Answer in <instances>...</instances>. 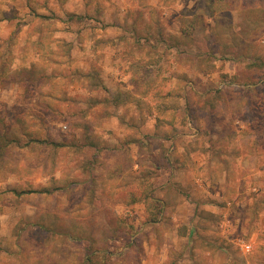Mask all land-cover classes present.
Here are the masks:
<instances>
[{
  "label": "rangeland",
  "instance_id": "rangeland-1",
  "mask_svg": "<svg viewBox=\"0 0 264 264\" xmlns=\"http://www.w3.org/2000/svg\"><path fill=\"white\" fill-rule=\"evenodd\" d=\"M132 16L136 33L178 42L180 122L187 107L203 132L215 133L207 143L227 170L219 173L228 184L223 196H198L229 199L230 227L211 219L186 239L189 225L171 219L176 209L188 213L178 208V185L155 192L158 184H138L131 172L119 176L96 163L107 97L82 42L115 22L123 36L136 37ZM77 21L86 30L72 25ZM2 31L0 264H264V0H0ZM24 32L32 43L19 42ZM6 35L15 44L2 41ZM211 172L201 176L218 182ZM255 231L250 252L233 243ZM218 248L222 256L214 257Z\"/></svg>",
  "mask_w": 264,
  "mask_h": 264
},
{
  "label": "crops",
  "instance_id": "crops-1",
  "mask_svg": "<svg viewBox=\"0 0 264 264\" xmlns=\"http://www.w3.org/2000/svg\"><path fill=\"white\" fill-rule=\"evenodd\" d=\"M48 7L46 4V9ZM118 7L120 13H124L127 6L120 4ZM52 11H54L53 8ZM46 13L50 12L46 11ZM78 21L72 25L77 26ZM129 21V31L131 34L136 33L139 26H136L135 17H130ZM92 22L91 25H94ZM11 24L12 27L17 25L16 22ZM84 25V22L79 24L77 29L80 31L82 28L81 32H83L86 30V27L83 28ZM122 26L123 24L115 22L107 26L105 29L107 32L100 28L96 29L95 33H97L90 40L79 36L84 41L82 43L89 49V52L87 50L85 52L90 55V61L97 62V74L101 78L98 88H101L102 85L107 97L106 100L103 99L102 103L105 104L108 119L102 127L97 128L99 132L107 131L102 136H96L101 141V144H96L94 149L96 163L107 165L108 173L113 171V168H117L119 176L131 172L136 177L138 184H158L154 186L155 192L162 193L169 184L178 185L179 188L176 187L174 190L177 196L176 201H184L178 208H186L188 213L182 214L179 209H176L171 213V219L180 222L186 221L190 227L186 231V239L191 237V231L194 229L195 231L200 230L202 222L208 226V223L212 222L211 219H216L217 222L222 221V225L229 222L228 227H230L235 221L227 216L226 206L231 204L229 199L226 200V203L218 204L212 200H205L207 193L203 194L201 198L199 197L200 192L203 191L213 197L223 196L222 189L228 184H225V174L221 178L219 173H226L227 170L222 168L220 150L216 149L217 152L212 150L207 143L216 140L215 133L203 132V128L197 126L199 124L197 120L188 115L191 109L187 107L185 110L186 120L180 122L181 107L176 101L178 99L176 93L179 92L180 87L178 81L180 59L177 54V40L165 38V36L163 38L160 36L146 37L138 31L136 37L126 38L123 36L125 31ZM23 28L26 27L21 26V33ZM92 30L94 29L92 28ZM109 34L110 36H108ZM24 35L19 42L32 43L34 39H30L28 33L24 32ZM62 35H55L57 38L55 42H60L64 37H67L65 33ZM5 37L6 39L1 38V40L11 39L10 45L15 44L17 40V37L15 39L9 38L7 35ZM123 48L127 53L122 51ZM118 53L127 55V57L123 60L118 59L116 58ZM38 55L39 52L36 56ZM21 59H29V57L22 55ZM31 59L34 58L30 57ZM146 70L150 75L147 76L144 73ZM189 87L187 86L188 89ZM202 102L203 107L211 104L209 100ZM104 137H106V142L103 140ZM120 158L123 160L120 161ZM147 171L153 174L150 179H147ZM210 171L212 174L218 175L216 178L219 183H223L220 184L219 189L214 187L219 184L218 182L211 184L210 180L201 176ZM213 178L215 179V177ZM215 188L217 191H214ZM181 191H185V194H182ZM211 191L213 192L211 193ZM184 196L190 199H183ZM166 199L167 197L163 196V200L166 201ZM163 200L158 199L159 202ZM193 223L196 225L195 228L191 227ZM227 229L223 233L229 238ZM257 233V231L252 233L249 240L233 241V237L231 240L239 248L241 245H250L251 251ZM221 250L218 248L214 252V257H221L222 254L219 253ZM241 251L246 252L242 249ZM204 253L208 255L210 251L206 250ZM226 253L224 257H226ZM194 263L196 264V261ZM201 263L221 264L210 260H203Z\"/></svg>",
  "mask_w": 264,
  "mask_h": 264
},
{
  "label": "built area",
  "instance_id": "built-area-1",
  "mask_svg": "<svg viewBox=\"0 0 264 264\" xmlns=\"http://www.w3.org/2000/svg\"><path fill=\"white\" fill-rule=\"evenodd\" d=\"M237 241H240V239H237ZM240 248H241L242 250L246 251V252L250 251V245H248V244L241 245Z\"/></svg>",
  "mask_w": 264,
  "mask_h": 264
}]
</instances>
